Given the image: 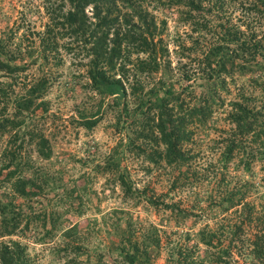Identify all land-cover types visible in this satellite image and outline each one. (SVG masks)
Segmentation results:
<instances>
[{
  "label": "rangeland",
  "instance_id": "1",
  "mask_svg": "<svg viewBox=\"0 0 264 264\" xmlns=\"http://www.w3.org/2000/svg\"><path fill=\"white\" fill-rule=\"evenodd\" d=\"M180 1L142 0L165 20L162 38L169 55L145 84L140 104L139 96L124 95L116 84L92 88L85 76L88 58L73 60L65 53L58 63L45 61L37 41L27 45L20 28L12 34L22 20L41 28L39 0H0V109L10 112L18 104L30 113L29 121L37 124L50 147L47 158L34 148L25 149L22 159L43 175L44 182L29 201L14 198L31 210L25 233L2 237L25 243L31 264H130L121 257V244L133 252V244L146 251L147 264H226L222 260L227 246L231 264H264V240L252 237L255 228L264 230V214L261 223H250L255 228L244 236L228 225L212 247L200 241L198 231L204 223L215 228L214 221L191 216L197 210L191 207H205L206 195L220 187L239 189L243 194L234 193L233 201L244 196L258 214L264 212V187L255 177L264 184V169L259 161H249L247 170L255 174L249 176L243 169L244 153L233 148L228 155L225 135L233 124L223 120L242 81L256 84L249 85L254 87V107L264 103V59H227L230 51L238 52L243 38L259 39L264 50V0H200L198 10ZM252 3L256 10L248 8ZM211 47L214 56L207 54ZM142 54L131 53L130 58L135 62ZM207 66L218 69L230 92H217L224 105L195 128L190 115L182 114L188 131L181 143L184 160L172 163L161 144L133 139L128 121L144 108L146 97L182 91L188 109L199 101L207 81L197 70ZM186 73L192 81L181 77ZM153 86L156 92L150 93ZM22 98L31 102L27 109L19 103ZM124 101L128 114L120 110ZM13 131L8 128L0 149L12 140ZM134 140L140 147L130 143ZM213 167L221 170L211 173ZM162 202H171L172 209L163 208ZM244 206L238 202L234 209L244 211ZM229 209L228 214L233 208ZM206 210L209 217L216 214V209ZM211 252L221 260L212 261Z\"/></svg>",
  "mask_w": 264,
  "mask_h": 264
},
{
  "label": "trees",
  "instance_id": "2",
  "mask_svg": "<svg viewBox=\"0 0 264 264\" xmlns=\"http://www.w3.org/2000/svg\"><path fill=\"white\" fill-rule=\"evenodd\" d=\"M39 1L41 17L44 18L40 24L41 28L37 29L29 21L22 20L14 30L12 29V34L20 28L22 30L20 36L27 45L37 41L39 56L45 61L63 60L65 53L73 60L88 58V63H85L88 65L85 76L92 88L97 85L116 84L124 95L129 94L134 98L139 96L140 104H143L141 95L145 84L149 83L153 73L164 65L162 60H168L169 51L162 38L165 27L163 18H159L146 5L143 6L142 0ZM199 2L200 0H182L179 3L186 5L188 9L198 10L202 6ZM248 5V8L257 9L253 3ZM240 41L238 52L230 51L227 59L235 55L241 56L242 60H256L260 56L264 59V50L259 39L243 38ZM212 50V47L209 48L207 54L214 56ZM139 52L143 53V56H137L133 62L130 54ZM205 58L217 61L223 59L220 56L214 59L209 56ZM189 69L191 71V68ZM197 71L207 78L205 89L200 92L197 103L191 102L187 109V101L181 96L182 91H165L155 99L146 97L147 103L144 108L128 121L133 139H141L143 144L148 142L147 145L150 146L161 144L164 155L172 163L184 160L181 143L188 131L185 130L182 114L190 115L191 126L195 128L210 118L217 108L224 105L217 92L219 90L230 92L228 81L220 76L218 69L207 66L206 69L199 68ZM214 71H217L216 74ZM140 74L143 76H139ZM181 77L193 80L187 73ZM184 85H187V82ZM249 85L256 84L242 81L237 87L235 94L238 96H233V100L229 102L223 120L233 124L229 126L225 135V140L227 139L229 143L228 155H231L233 148L244 153L247 159L242 162L243 169L249 176H254L253 172L247 170L249 161H259L260 169H264V103L254 107L253 98L256 97L253 93L254 87ZM155 89L153 86L148 91L154 93ZM19 103L27 109L31 102L27 98H22ZM120 110L122 114H128L126 101L122 103ZM186 110L188 112H185ZM0 113H3L0 117V140L8 128L14 129L12 140L0 149V264H31L28 261L25 243L2 237L16 234V231L24 234L28 229L31 210L23 208L14 198L20 196L29 201L33 194L42 189L44 178L42 174L32 170V165L22 158L26 148L27 150L34 148L39 156L47 158L50 154L49 142L39 131L37 124L29 121L30 113L23 111L18 104H15L10 112L2 107ZM23 124L25 127H21ZM130 143L133 145L136 142L134 140ZM214 167L211 173L220 169ZM255 177L262 179L260 176ZM259 179L256 180L257 184L264 187ZM252 186L254 191H257L254 184ZM234 193L243 194L239 189L230 192L227 187H220L213 194L206 195L205 207H191L197 209L196 212H191V216H203L215 223V228L204 223L199 229L200 241L203 244L211 246L214 239L218 241L228 225L233 228L236 235L244 236L246 232L251 231V227H254L250 225L251 222L263 221L260 214L264 212L258 214L253 204L244 200V196L242 199L240 195L236 202L233 201ZM238 202L245 204L244 211L240 207L234 209ZM171 205V202L170 204L162 202L163 208L172 209ZM229 206L233 208L229 213L232 216L230 218L227 212L230 210ZM206 209H216V214H209V217L207 211L210 210ZM183 212L190 214L185 209ZM23 223L24 227L20 225ZM252 233L253 238L259 236L261 242L264 240L262 238L264 230L258 231L255 228ZM235 238L236 236L231 241ZM238 241L242 242V239L238 238ZM132 247L134 252L121 244L118 248L121 257L130 264L135 260L139 264H147L149 261L146 251L143 249L140 251L135 244ZM229 249L227 246L224 250L226 259L222 261L226 264H231ZM212 257V261L221 260V255L215 252Z\"/></svg>",
  "mask_w": 264,
  "mask_h": 264
}]
</instances>
